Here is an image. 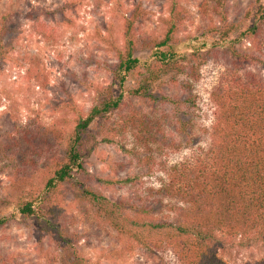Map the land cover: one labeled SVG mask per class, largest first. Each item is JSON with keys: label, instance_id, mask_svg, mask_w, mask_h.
Returning a JSON list of instances; mask_svg holds the SVG:
<instances>
[{"label": "rangeland", "instance_id": "rangeland-1", "mask_svg": "<svg viewBox=\"0 0 264 264\" xmlns=\"http://www.w3.org/2000/svg\"><path fill=\"white\" fill-rule=\"evenodd\" d=\"M177 1L184 10L185 23L176 38L185 42V46L189 48L199 47L204 42L205 38L201 34L208 24H234L230 37H237L251 24L250 19L245 18L246 11L253 12L259 4L256 3L257 0ZM170 2L171 0H0V17L10 8L23 12L12 19L18 26V37L0 74V131H5L17 143V147L12 148L10 160L0 156V218L6 220L0 227L2 264H49L57 255L55 252L50 255L53 247L49 238L41 235L34 221L13 215L19 204V200L14 198L19 191L22 192L21 185H27V190L41 187L46 165L54 155L53 147L48 144L41 146L40 150L36 143L31 145L24 141L25 129L32 126L28 122L36 120L48 129L59 130L54 127L56 123L65 120L71 122L75 118L70 109L62 112L57 110L63 101L73 103L71 107L78 109L80 113H87L105 95L101 91L96 92L95 88L114 87L112 72L117 58L113 47L123 45L121 37L125 31L124 20L137 14L134 40L140 46V40L161 35L163 20L169 16L167 9ZM30 6L43 9L49 16L31 12V16L27 17ZM56 10H64L65 23L59 14L54 13ZM239 48L243 52L252 51L256 57H260V61L237 64L224 50H220L207 57L200 66L197 80L170 74L162 78L163 85L157 84L164 95L179 96L183 101L179 120L181 123L190 122L184 128L185 133H177L178 125L175 121L166 122L163 126L169 141L172 140L171 136H178L180 143L177 144H181L180 149L160 146L159 143L150 145L149 153L144 148L139 151L135 149L139 143L135 139L137 129L130 121L132 113L140 111L139 116L145 124L161 111L159 105L146 99L124 97L122 109L113 114L107 126L103 125L106 119L94 121L88 132L95 136L97 145L94 147L93 142L83 144L86 156L84 161L93 178V188L111 202L125 200L136 204L142 199L154 213L160 210L167 213L175 206V203L169 201L153 203L146 190L159 186L158 180L163 174L159 170H164L162 168L184 163L195 158V153L205 152L209 143V133L206 130L218 115V107L211 93L222 84H227L233 70L260 74L264 79V42L260 52L251 46L249 39H243ZM136 55L146 54L136 52ZM137 84V81L131 79L124 86L125 92L135 88ZM152 92L159 94L156 87H152ZM110 124H116L118 129L124 131L117 130L118 134L109 138L111 134L107 128ZM58 125L68 128V125ZM104 127L106 128L103 129ZM34 154L38 156L35 157ZM136 155L141 159L151 157L155 161V167H158L150 175H143L135 180L132 178L123 187L119 183L122 179L143 174L140 173L142 170L138 167L140 165L135 159ZM23 174L24 178L17 180L16 175L23 177ZM8 194L12 197L11 202L5 199ZM71 201L65 199L66 212L63 213V220L71 228V232L78 234L77 247L84 258L101 264H177L174 254L161 252L160 249H152V256L143 254L139 247L120 254V250L125 248V239L118 238L89 203L78 206L79 203ZM239 242L246 243L250 240L237 239L235 243ZM218 256L226 264H243L248 260L264 257V245L256 244L253 240L250 248L234 244L220 250ZM10 258L12 262L9 261Z\"/></svg>", "mask_w": 264, "mask_h": 264}, {"label": "trees", "instance_id": "trees-1", "mask_svg": "<svg viewBox=\"0 0 264 264\" xmlns=\"http://www.w3.org/2000/svg\"><path fill=\"white\" fill-rule=\"evenodd\" d=\"M256 3H259L257 8L253 12L247 10L245 14V18L251 21L250 26L237 37H230L234 24H208L201 34L204 42L191 48L176 38L185 23L184 10L177 0L170 2L167 9L169 16L163 20L161 35L140 40V46L134 40L137 14H132L123 23V45L113 47L117 58L112 72L114 87L95 88L96 92L101 91L105 95L85 114L71 107L73 103L61 102L57 110L70 109L75 118L71 122L56 123L54 127L59 130L48 129L36 120L28 122L32 126L25 129L24 141L31 145L36 143L40 150L41 146L48 144L53 147L54 155L46 165L41 187L27 190V185H21L22 192L19 191L14 198L19 200V204L13 215L34 221L41 235L49 238L53 247L50 255L53 252L57 254L49 264H101L84 258L79 252L78 234L71 232L63 220L67 198L79 203L78 206L89 203L107 227L118 238L125 239L126 245L120 254L139 247L147 256L153 255L152 249L168 251L176 256L177 264H226L218 256L220 250L234 244L250 248L252 240L264 245V79L260 74L233 70L227 84H222L211 93L218 115L206 130L209 143L205 152L195 153L192 160L159 170L163 173L158 180L159 186L148 188L146 194L155 204L165 201L175 203L167 213L164 210L154 213L142 199L136 204L125 200L108 201L93 188V178L88 173L83 153V144L93 142L94 147L97 145L95 136L88 132L90 125L97 119H106L103 125L107 126L113 114L122 109L127 96L146 99L161 107L158 116L145 124L139 116L140 111L132 113L130 121L137 129L135 139L139 143L135 149L144 148L149 153V146L157 143L180 149L178 136H171L169 141L163 126L166 122L175 121L177 133H185L184 128L190 122L181 123L179 120L183 101L179 96L164 95L157 84L163 85L162 78L170 74L197 80L200 66L207 57L220 50H224L237 64L260 61V57L252 51L243 52L239 48L243 39H249L257 52L262 50L264 0H257ZM31 12L49 16L43 9L30 6L27 17L31 16ZM22 13L17 8H10L0 17V74L18 37V26L12 19ZM54 13L62 17L63 23L66 22L64 10ZM136 52H145L146 55L138 56ZM131 79L138 84L125 92L124 86ZM152 87L158 88L159 94L153 93ZM165 108L168 109L164 112ZM58 124L68 125V128H61ZM110 125L107 130L112 136L109 135V138L115 137L117 130L124 131L116 124ZM15 141L5 131H0L2 158L11 159L12 148L17 147ZM135 157L143 174L122 179L119 183L123 187L132 178L135 180L150 175L158 167H155L151 157ZM16 176L17 180L24 178V174L23 177ZM11 198L10 194L5 197L9 202ZM4 221L0 218V227L5 224ZM237 239L250 242L235 243ZM9 261L12 262L11 258ZM243 264H264V257Z\"/></svg>", "mask_w": 264, "mask_h": 264}]
</instances>
